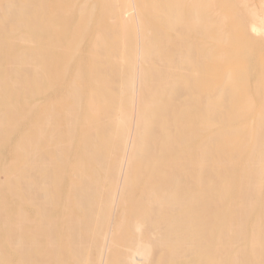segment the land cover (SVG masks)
I'll use <instances>...</instances> for the list:
<instances>
[{
    "label": "bare ground",
    "instance_id": "1",
    "mask_svg": "<svg viewBox=\"0 0 264 264\" xmlns=\"http://www.w3.org/2000/svg\"><path fill=\"white\" fill-rule=\"evenodd\" d=\"M0 264H264V0H0Z\"/></svg>",
    "mask_w": 264,
    "mask_h": 264
},
{
    "label": "rangeland",
    "instance_id": "2",
    "mask_svg": "<svg viewBox=\"0 0 264 264\" xmlns=\"http://www.w3.org/2000/svg\"><path fill=\"white\" fill-rule=\"evenodd\" d=\"M256 54H257V52L254 54V56H255ZM257 55H258V58H260V54L258 53ZM255 57H256V56H255ZM258 58L256 57V59H258ZM256 59H255V60H256ZM256 61L258 62V60H256ZM257 64H258V63H257ZM118 218H119V216H118Z\"/></svg>",
    "mask_w": 264,
    "mask_h": 264
}]
</instances>
